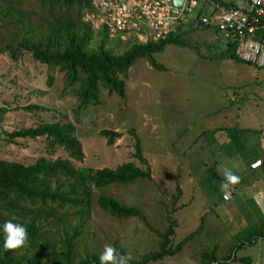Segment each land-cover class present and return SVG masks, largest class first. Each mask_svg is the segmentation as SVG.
Returning a JSON list of instances; mask_svg holds the SVG:
<instances>
[{"label": "rangeland", "instance_id": "rangeland-1", "mask_svg": "<svg viewBox=\"0 0 264 264\" xmlns=\"http://www.w3.org/2000/svg\"><path fill=\"white\" fill-rule=\"evenodd\" d=\"M219 1L235 3L237 0ZM8 5L23 12L27 23L11 24L7 17L5 23L0 20V51L8 43L15 48L23 37L45 34L47 24L56 16L68 12L77 14L74 8L41 9L37 0H0V9ZM28 25L32 32L28 31ZM183 29L181 44H166L161 53L154 55L164 71L154 70L145 60H137L128 71L123 97L100 88V104L80 111L78 116L75 112L78 101L67 93L71 87L67 86L64 73L54 70V79L48 86L46 66L34 61L30 53L21 50L19 59L14 61L9 50L0 52V132L9 134L50 120L51 112L30 111L25 109L27 106L56 109L62 122L76 126L75 136L84 157L74 166L95 170L115 169L128 162L146 170L134 157L135 144L139 141L148 162L150 179L125 187L94 189L92 215L86 217L76 241L78 254L92 249L103 251L105 245L116 243L126 255L130 256L131 252L138 258L156 245L158 238L153 232L164 235L176 221L173 248L200 228L196 241L184 244L188 247L186 250L201 253L218 244L222 251L219 255L226 256L230 252V261L235 256L237 259L249 257L256 264H264L259 259L264 258V241L259 239L247 245L244 240L247 230L256 233L264 226V68L246 65L231 57L232 50L228 51L223 44L222 33L213 27L184 24ZM98 39L95 34L89 44L91 48L99 45ZM114 45V42L106 43L107 48ZM118 45L116 53L123 47V44ZM232 97L238 101L230 103ZM237 123V130L247 127L252 134L244 164L231 162L229 157L225 161V150L220 148ZM216 128L227 131L210 133ZM103 130H112L121 136L108 145L107 138L100 135ZM203 132L206 133L201 136ZM5 137L0 133L2 161L30 165L41 156L49 157L42 138L29 142L17 139L10 144L3 140ZM197 138H200L198 144L192 145ZM199 144L205 149L199 150ZM182 153L185 159L181 158ZM257 155L260 160L255 163L261 162L259 182L253 178L256 173L246 171L255 163L245 166V161ZM58 156L66 158V153L58 150L52 159ZM225 166L240 178L234 185L236 188L230 185L226 189L232 194L228 203L221 202L220 197ZM201 173L204 174L202 183L211 185L210 193L202 194V183L196 181ZM177 186L182 188V195L178 194ZM242 188L247 189L238 193ZM99 195L111 196L127 206L140 204L150 225L146 226L138 218L120 220L108 216L95 205ZM75 219L69 217L68 221L73 223ZM46 230L53 233L52 238L56 237L51 228ZM148 238L152 239L148 241ZM240 244L242 250L237 248ZM181 252L153 264H200L198 257L192 259L191 251Z\"/></svg>", "mask_w": 264, "mask_h": 264}, {"label": "trees", "instance_id": "trees-1", "mask_svg": "<svg viewBox=\"0 0 264 264\" xmlns=\"http://www.w3.org/2000/svg\"><path fill=\"white\" fill-rule=\"evenodd\" d=\"M37 2L41 9L45 7L68 10L74 8L77 14L68 12L65 15L56 16L52 18L51 23L47 24L45 34L23 37L17 42L15 48L8 43L0 52L9 50L14 61L19 59V51L30 53L34 61L46 66L48 86L54 79L52 75L54 70L64 73L67 86L71 87L67 93L78 101L75 111L77 116L80 111L100 104V88L107 90L109 94L116 93L119 97H123L128 71L137 60H145L154 70L164 71V67L156 63L154 55L161 53L166 44L182 43V38L177 33L159 44L134 43L123 46L120 53H116L115 49L119 45L107 36V26L96 28L92 21L86 19V15L96 11L93 0H37ZM0 13V20L4 23L7 18L10 19L11 24L25 25L27 23L25 14L9 5L2 7ZM199 13L202 14V11ZM29 26H27L28 31L32 32ZM95 34L99 38V45L93 49L89 44ZM110 42L116 45L107 48L106 43ZM227 50H232V47ZM231 57L235 58L233 50ZM154 105L158 106V103H153ZM240 108H238L239 112ZM25 109L30 111L42 109L45 112H51L52 116L49 121L40 122L35 127L15 130L9 134L1 130L0 133L6 136L3 140L14 144L17 139L29 142L42 138L49 157L41 156L30 165L0 160V224L12 219L16 223L23 224L29 234L28 243L23 248L14 252H5L3 250L4 234L0 230V264H99L102 251L92 249L83 251L80 255L76 241L84 229L86 217L92 215L94 189L105 190L113 185L125 187L142 179H150V169L147 159L142 155L140 143L137 141L135 144L134 157L146 166V170L136 167L131 162L115 169L76 168L74 163L81 162L84 157L80 141L75 136L76 126L70 122H62L56 109L35 105L27 106ZM78 121L77 117L76 123ZM216 131L226 132L227 129L216 128L210 133L216 134ZM240 131L241 134H248L245 139L252 135L250 129ZM205 133H201V136ZM100 135L107 138L108 145L121 136L112 130H103ZM58 150L66 153V158L58 156L52 159ZM202 179L201 176L197 178L200 183L203 182ZM201 187L202 194L204 191L210 193V184L205 185L204 182ZM177 191L180 193L179 188ZM214 191L212 188V192ZM220 192L221 202L228 203L224 201L223 195L230 191L221 190ZM95 205L112 218L120 220L138 218L146 226L150 225L143 215L140 204L127 206L111 196L99 195ZM69 217L76 219L70 223ZM172 225L164 235L157 231L153 232L158 241L153 248H150V251L138 258H135L137 254L130 252L129 264H153L175 257L176 254H181V251L194 253L192 259L198 257L200 264H256L249 257L237 259L235 256L230 261V252H227L226 256H220L222 251L217 247L218 244L211 250H203L201 253L195 249L186 250L188 247H184V244L192 240L196 241L200 235L198 234L200 228L173 248L169 237L174 234L173 228L176 224ZM47 228L54 231L55 238L51 237L53 233H48ZM263 228L256 233H249L247 230L244 240L252 245L254 239L260 236L264 239ZM151 239L148 238V241ZM215 242L216 240L212 244ZM112 246L120 255H126L120 245L115 243ZM242 247L240 244L237 248L239 250ZM259 259L264 261L263 257Z\"/></svg>", "mask_w": 264, "mask_h": 264}, {"label": "built area", "instance_id": "built-area-1", "mask_svg": "<svg viewBox=\"0 0 264 264\" xmlns=\"http://www.w3.org/2000/svg\"><path fill=\"white\" fill-rule=\"evenodd\" d=\"M170 4L171 0H93L96 11L86 19L96 28L107 26L110 37L128 38L134 34L153 36L156 41L166 38L175 24L189 21L193 14L197 21L216 27L225 39L233 38L234 53L240 61L264 67V37H257L259 20L264 17V0H237L229 6L214 0H184L181 9ZM201 11L206 14L203 16Z\"/></svg>", "mask_w": 264, "mask_h": 264}, {"label": "clouds", "instance_id": "clouds-1", "mask_svg": "<svg viewBox=\"0 0 264 264\" xmlns=\"http://www.w3.org/2000/svg\"><path fill=\"white\" fill-rule=\"evenodd\" d=\"M183 1H182V3H181L180 6L176 7L173 4V0H171V4L170 5L172 7H174L175 9H181L183 7ZM214 1H216L218 4H220L222 6H229V5H234V4L237 3V1H236L235 3H225L226 4L225 5V4L221 3L218 0H214ZM205 10H207V6H206V9ZM205 14H206V12H202V15L203 16ZM261 19H263V21H261ZM191 20L194 21V24L193 25H191ZM197 22H201V21H197L196 16H194L193 14H191L189 16V21H185V22H183L181 24H179V23L175 24L174 30L172 32H170L167 35L166 38L158 39L156 41L153 40V36L152 37L151 36H149V37L148 36L147 37H143L141 35H134V34H131L128 38H126V37H122L121 38L120 35H116V36L110 37V35L108 34V31H107V36L109 38H111L112 40H115L119 44H123V46H125V45H133L134 43H137L139 45H145V44H148V43H151V44H157L158 43L159 44L160 42L167 41L170 37H174V35L177 34V33H178V35H181L182 32H183V30H184L183 29L184 28V24H187L190 27H194V26L197 27L196 26V23ZM260 24L263 25V27ZM258 25H259V27L257 29V33H258L257 37L258 38H263L264 37V17L263 18H260ZM205 26L213 27V26H210L208 24H203V27H205ZM222 36H223V33H222ZM223 44L225 45L226 49L232 47V50L234 52L236 43H235V41H234L233 38H226L225 39V37L223 36ZM234 57H235L234 58L235 60H237V61H239L241 63H244L246 65H250V66H254V67H258L256 65L248 64V63H245V62L240 61L236 57L235 53H234ZM259 68H264V67H259ZM237 101L238 100L236 99V97H232L231 99H229V102L230 103H233V102L236 103ZM198 139H200V138H197L196 140H194L192 142V145L198 144V141H199ZM204 149H205L204 146L199 144V150H204ZM181 158L182 159H185L184 156H182ZM224 160H225V158H224ZM193 161H194V158H192V161L191 162H193ZM260 164H261V162H257L254 165H256L255 167H258ZM179 173H180V171L178 170L176 172L178 178H179V175H178ZM199 176L203 177L204 174L201 173ZM223 177L225 178V182H223L221 184V190L222 191L228 189L230 185L234 186L235 184L239 183V180H240V178L237 175H235L231 170H225L224 173H223ZM196 181H198V180H196ZM258 182H259V180H258ZM195 186H196V183H195ZM178 188H179V191H180V193L177 191L178 194H181L182 195V193H183L182 188L179 187V186H177L176 189H178ZM229 194L227 192V193H225L223 195V199H224V196L225 195H228V198L227 199H224L225 202H228L229 200H231L232 195H231L230 192H229ZM173 223L176 224V221H173ZM0 230H2V232L4 234L3 250L5 252H9V251H13L14 252L16 250H19V249L23 248L28 243L29 234H28L27 228L23 224H21V223H16L12 219H8V220L3 221L2 224H0ZM259 231H262V227L259 229ZM173 236H174V234L169 237L171 241H172ZM259 239H261V240L264 241V239L260 236V237H258L256 239H254L253 243H251V244L252 245L255 244ZM245 244L248 245L250 243L245 242ZM242 249H239V250H242ZM130 259H131V257L128 256V255H120L118 253L117 249L114 246H112V245H105L104 248H103V251L101 252V254L99 256V264H129Z\"/></svg>", "mask_w": 264, "mask_h": 264}, {"label": "crops", "instance_id": "crops-1", "mask_svg": "<svg viewBox=\"0 0 264 264\" xmlns=\"http://www.w3.org/2000/svg\"><path fill=\"white\" fill-rule=\"evenodd\" d=\"M237 126H239V123H237L236 125H234V127L233 128H231V132H230V134H228V135H226V137H227V139H228V141H224V142H222L221 143V147L220 148H222V149H224L225 150V152H224V158H225V160L227 159V157H229V159H230V161L231 162H233V161H237V162H239V164H240V162L241 163H243V161L245 160V156H246V154H247V149H248V142L252 139V138H250L249 139V137L247 138V139H245L246 137H247V133H243V134H241V131H239V130H237L236 129V127ZM243 129H248L247 127H245V128H243ZM215 139V138H214ZM223 139H224V137H223ZM245 139V140H244ZM249 139V140H248ZM216 140V139H215ZM246 140H248V141H246ZM247 142V143H245V142ZM231 152H230V151ZM254 158V159H253ZM251 160H249V161H245V166L246 167H249L251 164H253V163H255L256 161H258V160H260V158H259V155H257V156H255V157H253ZM241 159V160H240ZM229 164V166H230V168L231 169H234V166L233 165H231L230 163H228ZM244 164V163H243ZM260 167V166H259ZM259 167H256V168H250L249 170H246L248 173H252V172H254V173H256L255 175H254V177L253 178H256L257 180L256 181H258L259 180V178H258V173H259ZM226 166H225V170H226ZM234 188H236L235 186H234ZM247 188H242L238 193H242L244 190H246ZM244 193V192H243ZM230 201V200H229ZM228 201V202H229ZM211 228H215V227H212L211 226ZM233 228H235V229H237L236 227H233ZM218 242H219V240H220V236L218 235Z\"/></svg>", "mask_w": 264, "mask_h": 264}, {"label": "water", "instance_id": "water-1", "mask_svg": "<svg viewBox=\"0 0 264 264\" xmlns=\"http://www.w3.org/2000/svg\"><path fill=\"white\" fill-rule=\"evenodd\" d=\"M182 1H183V0H173V4H174L176 7H178V6L181 5ZM193 24H194V21L191 20V25H193ZM196 26H197V27H203V23H202V22H197V23H196ZM256 165H257V164H256ZM256 165H254L253 168H254Z\"/></svg>", "mask_w": 264, "mask_h": 264}]
</instances>
